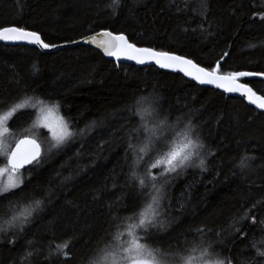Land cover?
<instances>
[{"label":"trees","instance_id":"obj_1","mask_svg":"<svg viewBox=\"0 0 264 264\" xmlns=\"http://www.w3.org/2000/svg\"><path fill=\"white\" fill-rule=\"evenodd\" d=\"M111 3L0 0V26L25 27L50 45L109 30L136 46L172 52L207 69L219 62L220 73H264V0H208L206 13L202 0H121L115 15ZM241 81L264 96L263 78ZM138 100L144 101L143 120L135 114ZM29 101L54 105L75 135L59 148L55 142L42 147L41 165L21 170V189L0 201L3 219L11 215L9 201L23 206L32 199L44 200L23 232L0 233V264H21L26 252L34 254L24 264H106L109 257L100 250L118 232L123 235L117 243L123 245L129 231L143 235L129 226L139 224V213L156 194L153 176L161 188L154 208L165 223L147 241L159 249L157 262L172 264L167 254L199 243L196 230L204 227L212 230L202 239L214 243V259L264 264V257L256 256L257 248L264 250L263 111L178 72L119 64L83 45L41 52L0 43V114ZM153 108L160 119L167 117L162 130L153 131ZM35 117V108L29 106L13 113L7 122L13 142L25 135H35L43 145L49 141L41 129L28 134ZM189 122L205 144L200 155L208 170L202 172L194 158L192 166L175 173H153L152 164L182 137L176 133H183ZM135 128L140 131L132 133L134 150L129 151V133ZM164 133L172 143L153 150L149 138L154 144ZM245 155L256 159L241 170L237 165ZM135 161L136 175L147 183L143 190L130 176ZM246 213L244 222L233 227ZM70 239L65 261L56 253Z\"/></svg>","mask_w":264,"mask_h":264},{"label":"snow or ice","instance_id":"obj_2","mask_svg":"<svg viewBox=\"0 0 264 264\" xmlns=\"http://www.w3.org/2000/svg\"><path fill=\"white\" fill-rule=\"evenodd\" d=\"M121 6V0H112L111 7L113 9V15L116 14V10ZM203 13L208 11V0H202ZM202 13V14H203ZM264 19V16L261 17ZM104 36L110 39L105 41V52L109 56H115L119 58L121 55L125 56L127 59L135 60L137 63L144 64L146 61H155L161 68H175L178 67L180 71H183L186 75L191 76L193 79L198 80L200 83L213 84L216 83L217 87H225L228 92H238L241 95L247 96L250 103L255 104L259 109L264 110V96H257L251 87L247 84L236 83L241 77H251L260 76L264 77V73H251V72H233L228 76H217L215 73L218 68L212 71H206L203 68L198 67L193 63L192 60L186 59L184 56L174 55L169 52H157L152 48H138L135 44L129 43L128 39L124 34L113 35L110 31H105L102 33ZM0 40L5 41H27L33 44H39L41 47L47 49L50 47H55V45H50L45 43L41 39V35L35 31H27L25 27L17 26L15 24L8 26H0ZM254 47V45H253ZM229 53L225 52L224 55L227 56ZM219 63V62H218ZM220 81H228L229 85L223 83H218ZM58 103V102H57ZM144 101L138 100L136 102L137 109L136 115H140L143 120L142 115L143 110L140 105ZM24 104H17L12 111L8 112L6 115L0 117V155H7L8 164L11 167L13 175H16L21 168L25 165H32L33 167H38L42 163L41 146L35 140L32 139H22L16 144L15 149L7 150L4 144V135L8 131L7 121L18 109H22ZM131 110V109H129ZM149 117L155 119L157 123L153 127V131H159L167 126V117L163 119L159 118V111L153 108L149 112ZM141 127H146L142 125ZM139 128L132 129L129 133V144L128 150H134V145L131 143L132 133L138 134ZM75 134L69 129L67 123L62 124L61 131L59 134L53 133V138L56 148H59L65 144L70 138ZM176 135H182L185 141L179 148H172L167 151L165 159L157 160L156 164L152 167H156L157 164L166 163L167 168L161 176H165L168 173H175L178 169H184L192 166L193 160L198 159L199 163L196 165L201 169L202 172L207 171V162L200 153L205 149V144L201 140L196 129L189 122L184 127L183 133H176ZM175 138V137H174ZM148 143L152 145L153 150H158L159 148H168L172 141H167V133L163 135H157L155 137V143H152L151 138H149ZM10 151V155L8 152ZM141 153L145 151L143 147L139 149ZM208 155H214V153L209 152ZM127 156V153H126ZM256 158L254 156H242L239 160L238 167L241 170H246L251 167V162ZM138 166V161H135L132 165V170L130 173L131 179L135 182L138 181L140 189L143 190L147 187L146 180L142 177L136 175V167ZM158 178L152 177V189L156 193L151 195V202L147 204V208L151 209V214L148 215L144 210L139 213L140 219L139 224L135 226H129L130 228L135 227L143 231V235L136 236L132 231H129V235L133 236L132 241L129 246L125 247L123 244H118L117 241L120 240L122 233H117L113 236L111 240L104 245V248L100 251L105 253L106 257H111L113 264H158L156 261L155 254L159 252V249L152 248L147 241L152 237L153 229H163L165 223L159 220L160 213L156 211L154 205L158 206L160 203L159 194L161 188H157L155 181ZM24 183V179L21 178L19 182H12L6 188L0 189V201L5 199L8 195H15L13 190L21 189ZM141 198L143 197L142 191L139 194ZM9 211L11 215L7 218L0 219V233H7L10 230H16L23 232L26 227L35 218L36 213L42 210L44 206V200L32 199L26 205H13L12 201H9ZM111 207V205H110ZM135 216V214H134ZM247 217V213L240 220L233 221V227L236 224H242ZM133 217H128L125 219H132ZM114 219H120L119 217H114ZM119 229V225H117ZM201 236L199 243L193 242L190 247H185L179 249L175 252H170L167 254L168 258L172 264H231V261L225 259H218L214 257V243L209 241L207 244L203 242V235L211 232V229H206L201 227L196 230ZM236 233L240 232V228H235ZM217 236L221 233H216ZM140 241H144L141 243ZM14 243V241H12ZM29 244H32L29 241ZM72 246V240H68L62 246L58 247L56 255L63 254L65 261L69 258V250ZM255 247V245H253ZM199 253V255H196ZM33 252H26L24 256L21 257V264L28 261L30 257L33 256ZM51 255V253H50ZM257 257H264V250L259 248L256 249ZM255 264V261H253Z\"/></svg>","mask_w":264,"mask_h":264},{"label":"water","instance_id":"obj_3","mask_svg":"<svg viewBox=\"0 0 264 264\" xmlns=\"http://www.w3.org/2000/svg\"><path fill=\"white\" fill-rule=\"evenodd\" d=\"M27 31H30V30H27ZM105 31H109V30H100V31H97L95 33H92V34H90V35H88V36H86L84 38H81V39H79L77 41H74L72 43L57 44V45H55V47H50V48H47V49L41 47L39 44H33V43H29L27 41H5V40H0V43H2L4 45H25V46H32V47L38 48L41 52H50V51H54V50L59 49V48H62V47H66V46L83 45V46L92 48V49L100 52L106 59L112 60V61H114L116 63H119V64H130V65H136V66H140V67L156 66V67L161 68L158 64L155 63V61H151V60L150 61H146L144 64H140V63H137L135 60L127 59L123 55H121L119 58H117L115 56H109V55H107L106 52H105V43L104 42L107 41V40H109L110 38L109 37H106V36H104L102 34ZM113 35H119V34L113 33ZM129 43H131V42H129ZM136 47H138V48H146V47H139V46H136ZM153 50L154 51H157V52H166V51H160V50H156V49H153ZM169 53L174 54V55H178V54H175V53H172V52H169ZM185 58L186 59H189L187 57H185ZM193 63L196 64L198 67L205 69L206 71H212L213 69L218 68V70L215 73L217 76L224 77V76H228L229 75V74H224V73H220L219 72V63H217L213 69H207V68H205V67H203V66L195 63L194 61H193ZM161 69L166 70V71H175V72H178V73L182 74L184 77H186V78H188L190 80H193L195 83H197L200 86L217 88V89L221 90L222 92L226 93L227 95H232V96H237L239 98H242L247 104L255 107L259 111H263L264 112V110L259 109L255 104L250 103V101L248 100L247 96L241 95L238 92H228V91L225 90V87H217V84L216 83H213V84L200 83L198 80H195L191 76L186 75L183 71H180L178 67H175V68H161ZM251 73H255V72H251ZM251 77L263 78L264 79V77H260V76H251ZM251 77H241L239 80L236 81V83H239V84H247L246 82L241 81V80L242 79H246V78H251ZM218 83H223L226 86L230 84V82H228V81H220ZM248 87H250V86L248 85ZM255 93H256L257 96H262L261 94H259L257 92H255ZM22 139H32V140H35L38 144H40V142L37 139H35V138L31 137V136L25 135V136L19 137L14 142V144L12 145V147L10 148V150L11 149H15L16 144L19 142V140H22ZM40 146H41V144H40ZM41 154H42V146H41ZM8 155H10V151L8 152ZM6 163H7V166L9 168H11L10 165L8 164V158H6ZM29 166L30 165H25L24 168H21L20 170H24V169H26Z\"/></svg>","mask_w":264,"mask_h":264},{"label":"rangeland","instance_id":"obj_4","mask_svg":"<svg viewBox=\"0 0 264 264\" xmlns=\"http://www.w3.org/2000/svg\"><path fill=\"white\" fill-rule=\"evenodd\" d=\"M27 103H29V104L26 105V103L25 104L22 103V104H24L23 108L29 106V107H34L35 110H36L35 121L32 124V126L30 127V131H28V134L29 133L33 134V133H35V130H40L41 129V130H43L46 133V138L49 141H47L46 144L43 145V144H41V142L37 139V137L35 135L34 136L28 135V136H31V137L37 139L40 142L42 147L45 148V146L48 145L47 148H51L50 146H52V143L54 144V142H55V140L53 138V133L55 132V133L59 134V132L61 131V128H62V124L66 123L65 120L63 119L61 114L56 110L54 105H51V104H48V105L38 104L36 102L34 103V102H31V101H29ZM13 108H10V109L2 112L0 114V117L4 116L8 112L12 111ZM8 133H9V129L4 135V144H5V148L7 150H10V148L14 144V142H13L14 139H13V137H10L8 135ZM184 142L185 141L183 140V137H180V139H178L174 143L172 148H179ZM166 153L159 160L165 159ZM2 156H4L5 164H2L0 166V183L3 186V188H6L12 182H19L20 176H21L20 175V171L21 170H19V172L16 175H13L11 168H9L7 166V163H6L7 155H2ZM156 162H154L153 164H156ZM166 168H167V164L166 163L157 164L156 167H152L151 166V170L154 171L153 173L160 174V175L165 172ZM144 211L148 215H150L152 210L148 209L146 207ZM134 235H136V234H134ZM132 239H133V236H131V235L128 238H126V241L124 242L125 243L124 246L125 247L129 246V244L132 241ZM106 264H113V262L111 260V257H109V259L107 260ZM158 264H161V263L158 262Z\"/></svg>","mask_w":264,"mask_h":264}]
</instances>
